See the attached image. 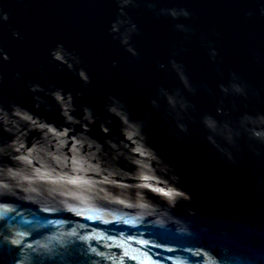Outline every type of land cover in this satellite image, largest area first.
Instances as JSON below:
<instances>
[{"label": "water", "instance_id": "95a60500", "mask_svg": "<svg viewBox=\"0 0 264 264\" xmlns=\"http://www.w3.org/2000/svg\"><path fill=\"white\" fill-rule=\"evenodd\" d=\"M262 10L0 0V264H264Z\"/></svg>", "mask_w": 264, "mask_h": 264}, {"label": "clouds", "instance_id": "9594fccd", "mask_svg": "<svg viewBox=\"0 0 264 264\" xmlns=\"http://www.w3.org/2000/svg\"><path fill=\"white\" fill-rule=\"evenodd\" d=\"M125 2H126V0H125ZM262 12H264V10H262ZM169 14L173 18H175L177 16H180V15L184 16L185 18H187L190 15L189 12L187 10H185V9H180L179 11H177L176 9H171ZM120 15L121 16L125 15V13L123 12V6H121ZM0 20L7 21L8 20V15L6 13L0 12ZM128 23H130L129 20L118 19L115 23L112 24L111 31L113 33H117V32L120 31V27L122 25H125V24H128ZM131 31H136V25L133 24L131 26V29L129 30V32H131ZM13 35L14 36H18L19 34L14 32ZM129 38H130L129 34L123 33L121 35L122 44L129 45ZM127 51L130 52L133 56H137L138 55L137 52L135 51V49L133 47H131V46L127 47ZM51 55H52V57H53V59L55 61H58L61 64H67L69 67H72V64L69 63L70 60H73L76 63H79V59L77 57L70 56L69 54H67L64 51L63 45H57V48L52 51ZM0 56H2L3 60H5V61H7L9 59L7 54L3 52V49H0ZM211 56L213 57V59L215 58L216 52L214 50L211 52ZM160 67H163V66L160 65ZM79 75L85 80L86 83L90 82L89 78L85 75L83 70L80 71ZM17 78H19V77H17ZM0 79H2V77H0ZM38 87H39L38 85H30V90L31 91H36ZM237 90L241 91V89H237ZM55 98L58 101H61L63 99L62 96L59 93L55 94ZM12 242L13 243H17V241H12ZM92 251L95 252V249H92ZM25 259H27V258H25ZM17 264H25V260H19V261H17Z\"/></svg>", "mask_w": 264, "mask_h": 264}]
</instances>
